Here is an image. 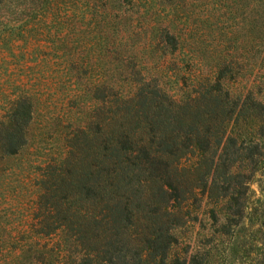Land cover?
I'll return each mask as SVG.
<instances>
[{"label":"trees","instance_id":"obj_1","mask_svg":"<svg viewBox=\"0 0 264 264\" xmlns=\"http://www.w3.org/2000/svg\"><path fill=\"white\" fill-rule=\"evenodd\" d=\"M45 48L70 85L101 62L78 88L94 108L44 163L27 232L0 213V264H209L254 217L264 264V0H0L3 73ZM28 95L2 107L0 161L26 144ZM197 220L209 235L177 256L174 230Z\"/></svg>","mask_w":264,"mask_h":264},{"label":"rangeland","instance_id":"obj_2","mask_svg":"<svg viewBox=\"0 0 264 264\" xmlns=\"http://www.w3.org/2000/svg\"><path fill=\"white\" fill-rule=\"evenodd\" d=\"M52 31L50 29V32ZM45 50L48 49L45 48ZM88 50V48L84 49L83 52ZM51 52L49 51L43 58L26 61L28 66L35 62L38 64L24 72L16 69L23 62L19 55L11 57V61H15L16 67L10 75L4 74L0 69V114L3 113L2 107L6 106L7 101L12 99L19 90L29 94L32 107L31 120L26 133V144L16 155L0 161V213H4L7 221H10V226L13 227L8 231L11 236L19 237L21 233L25 234L28 224L34 223L36 218H32L30 209L31 203H34L40 189L36 182L42 178L40 174L43 171L44 163L55 156L59 148H63L64 139L69 136L72 125L88 119V114L94 108L93 101L82 95L81 93L84 92L78 88L84 85L87 90L91 83L100 79L101 62L97 58H92V62L97 65L93 64V71L82 76L81 86L76 83L70 85L64 80L66 75H59L56 72V62L60 58L52 57ZM14 53L17 54L18 51L15 50ZM33 57L34 54L31 59ZM8 58L10 57L8 56ZM69 86H76L72 96H70ZM249 189L247 214L253 212L254 208H259L261 203L256 200L260 194L255 182L251 183ZM255 219L254 217V224L245 219L239 224V227L233 228L234 232L230 236L219 238L223 244L215 241L216 247L210 251L209 264H255L261 258V254H258L261 246L260 240L255 232L249 233L250 229H254L258 225V220ZM206 227L207 224L204 220H197L195 223L184 222L175 229V236L178 239L174 246L175 254L181 257L183 251H189L190 248L193 250L198 244L196 239H193L194 236H200L201 233L205 236L209 235ZM196 230H201L200 234H194ZM45 241H47L45 238L40 239L39 243L42 244ZM241 241H247V246L249 242L251 244L252 249H249L247 256L237 255L234 252ZM209 245L212 246V244H205L203 247H211Z\"/></svg>","mask_w":264,"mask_h":264}]
</instances>
